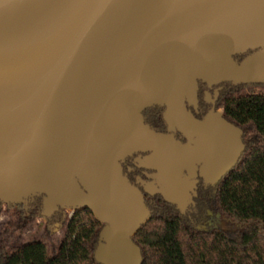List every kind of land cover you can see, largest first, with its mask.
Masks as SVG:
<instances>
[{"label": "water", "instance_id": "obj_1", "mask_svg": "<svg viewBox=\"0 0 264 264\" xmlns=\"http://www.w3.org/2000/svg\"><path fill=\"white\" fill-rule=\"evenodd\" d=\"M200 83L264 86V0H0V203L88 210L94 261L142 264L132 237L150 212L122 162L145 154L182 214L197 178L217 185L244 152L213 108L186 109ZM152 107L185 143L144 123Z\"/></svg>", "mask_w": 264, "mask_h": 264}, {"label": "trees", "instance_id": "obj_2", "mask_svg": "<svg viewBox=\"0 0 264 264\" xmlns=\"http://www.w3.org/2000/svg\"><path fill=\"white\" fill-rule=\"evenodd\" d=\"M246 87L225 84L216 106L242 131L241 159L216 186L200 185L185 214L162 200L146 204L150 216L132 237L142 264H264V92L247 94ZM154 112L142 114L151 129L160 123ZM15 207L11 227L21 229L40 214L42 197ZM217 218L229 221L230 228L220 227ZM46 221L47 236L63 229L55 246L37 241L11 254L0 252V264H97L93 254L103 225L90 211L60 209Z\"/></svg>", "mask_w": 264, "mask_h": 264}, {"label": "flooded vegetation", "instance_id": "obj_3", "mask_svg": "<svg viewBox=\"0 0 264 264\" xmlns=\"http://www.w3.org/2000/svg\"><path fill=\"white\" fill-rule=\"evenodd\" d=\"M249 54L250 53L246 54L245 56H248ZM224 85L225 84H221V85L212 86L209 88L206 85H203L200 83L198 86V93H197V101H198L197 106L195 108L192 106H187L186 109L198 121H202L212 108L214 109L215 113L222 115L223 113L222 108H217L216 106H217L219 96L223 90ZM201 108L202 110H200ZM149 109H154L155 110L154 115L158 119H160V123L157 125L156 129H151L150 125L144 122L146 125L150 127L151 130L159 134H165V135L172 134L175 140L180 141L181 143L186 142V140L177 131L168 132L167 126L162 118V113L164 111V108L152 107ZM219 110H222L221 114L219 113ZM242 137H243V134H242ZM242 143H243V140H242ZM145 156H146L145 154H134L126 158L122 162L121 166H122L123 175L126 176L129 183L133 185L141 193L142 198L144 200V204L146 206L147 203H151L156 200H162L164 202V200L159 194L155 193L160 189L159 186L157 185L156 180L154 179V176L157 174V172L137 167L138 162L136 160L138 159V157L143 158ZM197 180H198V184L196 186V189L194 190L195 195L192 196V202H189V204H187L182 214H185L187 211L190 210L191 207L194 206V198L196 197V192L200 185L204 187H214V186H205L203 181L200 178H197Z\"/></svg>", "mask_w": 264, "mask_h": 264}, {"label": "rangeland", "instance_id": "obj_4", "mask_svg": "<svg viewBox=\"0 0 264 264\" xmlns=\"http://www.w3.org/2000/svg\"><path fill=\"white\" fill-rule=\"evenodd\" d=\"M247 94L264 92V88L260 86H247L244 89ZM222 113V110H219ZM66 213L72 211L63 209ZM15 205L0 203V252L11 254L22 245L41 241L53 247L59 241L63 234V229L52 232L50 236L45 233L47 219L42 217H34L30 219L21 229L12 228L11 225L17 220ZM217 224L222 228H230L231 223L227 220L217 218ZM228 224V226L226 225Z\"/></svg>", "mask_w": 264, "mask_h": 264}]
</instances>
